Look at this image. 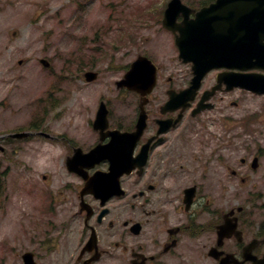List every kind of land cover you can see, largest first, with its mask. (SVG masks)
<instances>
[{"label": "flooded vegetation", "instance_id": "flooded-vegetation-1", "mask_svg": "<svg viewBox=\"0 0 264 264\" xmlns=\"http://www.w3.org/2000/svg\"><path fill=\"white\" fill-rule=\"evenodd\" d=\"M216 1L208 0V4ZM180 66L149 96L143 133L137 140L126 137L121 145L126 150L134 145L126 162L135 168L120 176L117 185L108 175L109 160L91 170L80 165L82 175L70 173L65 162L69 180L59 191L63 200L51 199L48 208L64 220L59 225L47 222L46 238L35 243L38 249L20 251L17 264H22L23 253L28 251L35 253L38 264H196L200 255L205 262L213 249L220 258L208 260L219 264L229 253L241 258L244 247L253 240L262 241L254 253L264 255V160L256 149V113L244 114L242 101L232 97L250 94L241 89L227 91L224 85L207 101L218 75L233 72L213 70L193 99L163 111L169 92L190 87L193 72L189 65ZM256 73L264 74V70ZM219 99L227 101L223 111H218ZM210 103L212 109H206ZM215 110L223 116L219 135L207 127ZM137 121L138 115L123 125L113 123L103 138L100 133L80 135L68 145L71 151L89 152L110 144V132H136ZM162 122L172 126L167 128ZM96 174L105 183L89 191H104L107 199L85 192L87 179ZM226 220L237 225L242 241L233 236L219 243L218 230ZM61 245L66 247L65 254L52 255ZM42 250L50 255H41Z\"/></svg>", "mask_w": 264, "mask_h": 264}, {"label": "rangeland", "instance_id": "rangeland-1", "mask_svg": "<svg viewBox=\"0 0 264 264\" xmlns=\"http://www.w3.org/2000/svg\"><path fill=\"white\" fill-rule=\"evenodd\" d=\"M169 1L0 0V136L6 149L0 153L1 264H17L18 250L38 249L35 243L46 237L47 221L59 225L64 220L44 216V210L51 199L63 200L59 191L66 180L61 168L64 146L57 143L63 139L54 137L51 143L7 136L34 130L87 133L99 99L109 101L114 123L135 119L136 99L119 93L115 83L138 55L164 66V76L178 65L174 38L161 23ZM185 1L199 5L198 0ZM42 59L50 62L49 68ZM91 68L99 78L88 84L83 75ZM232 97L242 101L244 114L261 107L264 111L262 98ZM226 104L219 99L218 111ZM262 115L256 123V149L264 153ZM43 175L49 176L48 188ZM65 252L61 245L52 255ZM41 255L50 252L42 250ZM196 264L212 262L200 255Z\"/></svg>", "mask_w": 264, "mask_h": 264}, {"label": "water", "instance_id": "water-1", "mask_svg": "<svg viewBox=\"0 0 264 264\" xmlns=\"http://www.w3.org/2000/svg\"><path fill=\"white\" fill-rule=\"evenodd\" d=\"M244 3V21L239 23L241 29V37L239 39L238 51H229L227 44L229 37L224 30V22L216 17L221 15L223 0H220L216 6L210 9H204L197 14L194 21H185L182 27H179L180 37L177 43L180 47L181 58L184 62H193L196 77L194 78L193 87L189 91H195L199 88L203 77L208 71L217 67L240 68L243 70L253 69L256 67H264V44L263 38L256 37V0H240ZM184 12L189 15V9L185 7L181 0H172L165 12L163 19L164 27L172 32H176V19L179 14ZM156 67L146 57L139 56L133 63L130 71L124 76V79L117 83L118 87H126L131 90L143 92V96L151 92L156 82ZM88 81L97 78L96 74L88 73L86 75ZM256 76H245L238 79L236 86L244 87L253 92L264 94V80ZM141 82H148L141 84ZM187 92L182 95H186ZM143 115V114H142ZM140 116L138 131L145 126V117ZM108 122V112L104 106L98 112L95 128H105ZM24 135H19L21 137ZM98 152V151H97ZM93 152L88 155L89 160L97 155ZM110 151L106 150L103 154L107 155ZM116 168V167H115ZM224 227L219 232L220 240H223L228 233L224 231ZM256 247L254 241L248 248H245V261H252L253 264H264V258L258 259L252 255V251ZM31 261L26 259V264ZM231 261H225L223 264H230ZM241 264V263H240ZM244 264V262L242 263Z\"/></svg>", "mask_w": 264, "mask_h": 264}, {"label": "bare ground", "instance_id": "bare-ground-1", "mask_svg": "<svg viewBox=\"0 0 264 264\" xmlns=\"http://www.w3.org/2000/svg\"><path fill=\"white\" fill-rule=\"evenodd\" d=\"M38 152V151H37ZM49 160V159H48Z\"/></svg>", "mask_w": 264, "mask_h": 264}]
</instances>
